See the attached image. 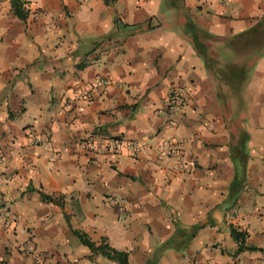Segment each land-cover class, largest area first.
<instances>
[{"label":"crops","instance_id":"0c3cea01","mask_svg":"<svg viewBox=\"0 0 264 264\" xmlns=\"http://www.w3.org/2000/svg\"><path fill=\"white\" fill-rule=\"evenodd\" d=\"M19 1L25 21L0 0V264H116L70 229L128 264H264V0ZM100 77V97L72 94ZM231 227L257 250L238 253Z\"/></svg>","mask_w":264,"mask_h":264},{"label":"built area","instance_id":"2783aa9c","mask_svg":"<svg viewBox=\"0 0 264 264\" xmlns=\"http://www.w3.org/2000/svg\"><path fill=\"white\" fill-rule=\"evenodd\" d=\"M111 85V82L104 77H100L95 80L93 83L88 85H79L77 84L72 90V94L75 98H78L85 102H91L96 97H100V93ZM182 94L178 90L170 91L167 96V105L169 107H174L179 105L182 101ZM37 144V142L33 143ZM81 147L83 150L95 151L96 149L101 150L106 154H120L123 151L127 152L129 155L138 154L141 150V146L134 142L125 141L120 138H101L96 139L89 137L85 139ZM157 151L160 157L164 158H175L176 162L172 165V170L176 173H180L187 169L188 164L181 160V143L175 142L169 139H163L159 142L157 146ZM116 203V202H114ZM30 254H34L33 247H30ZM37 264L41 263V260L36 261ZM204 264H213L210 261L205 262Z\"/></svg>","mask_w":264,"mask_h":264},{"label":"trees","instance_id":"16d2710c","mask_svg":"<svg viewBox=\"0 0 264 264\" xmlns=\"http://www.w3.org/2000/svg\"><path fill=\"white\" fill-rule=\"evenodd\" d=\"M105 6H112L116 3L117 0H102ZM177 0H170L169 5H173ZM172 2V4H171ZM167 3V2H166ZM22 3L19 0H11V7L13 10L14 15L21 21H25L27 18V12L22 11L21 9ZM168 5V4H167ZM176 5V3H175ZM249 31H260V24L256 25L254 28H252ZM192 42L194 45V48L196 49L197 53L202 57L203 60H205L206 64H208L209 67V59L207 57L205 47L203 44L199 43L196 36L192 37ZM244 170V165L242 167V171ZM234 171L237 173V170L234 169ZM239 187V180L234 179L232 183V188ZM42 200H51L50 197L47 195H43L40 193ZM72 235L76 237V239L79 241V243L85 247L87 250L90 251L93 255H99L102 258L114 262L116 264H128V253L125 251H118L114 248H112L108 243H106L105 239H101L100 243L93 242L87 234L70 229ZM230 236L234 239V241L238 244L237 252L242 251H256L257 248L255 247H248L246 246V238L247 233L245 232H239L234 228H230Z\"/></svg>","mask_w":264,"mask_h":264},{"label":"rangeland","instance_id":"374dc122","mask_svg":"<svg viewBox=\"0 0 264 264\" xmlns=\"http://www.w3.org/2000/svg\"><path fill=\"white\" fill-rule=\"evenodd\" d=\"M167 2V3H166ZM169 3H170V0H164V2L162 3V6H164V7H168V8H176V5H175V3L171 6V5H169ZM168 4V5H167ZM171 4H172V2H171ZM117 16L116 15H114V23L115 24H117ZM118 27L120 28V29H123V28H127V27H125L123 24H121L120 22H118ZM128 29V28H127ZM176 106H178V105H176ZM176 106H174V107H176ZM236 168H237V165L235 166ZM243 167V166H242ZM112 244H115L114 243V241H112ZM117 250H121V249H117Z\"/></svg>","mask_w":264,"mask_h":264}]
</instances>
